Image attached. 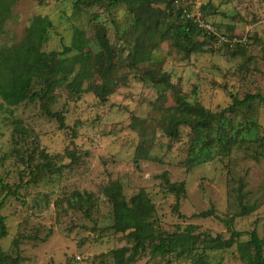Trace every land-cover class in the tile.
<instances>
[{"label": "rangeland", "instance_id": "1", "mask_svg": "<svg viewBox=\"0 0 264 264\" xmlns=\"http://www.w3.org/2000/svg\"><path fill=\"white\" fill-rule=\"evenodd\" d=\"M164 1H173L175 12L168 10L173 15L150 32L136 26L125 6L17 0L0 49L20 44L36 16L54 24L46 53L70 46L75 27L93 43L85 52L83 93L63 85L49 103L65 117L64 129L40 102L7 108L0 98V178L21 185L19 198L0 194L8 231L0 264H115L114 251L134 242L113 229L104 189L114 184L127 202L148 193L156 243L175 233L187 240L183 254L165 257L153 256L148 240L137 264H194L202 253L211 263L248 264L238 244L254 230L264 241V103L227 111L248 95L264 97V0H179L178 7ZM179 7H189L188 17L198 15L216 39L199 35L192 53L179 51L172 38L184 23ZM97 25L105 27L114 55L102 71L107 79L95 63ZM177 94L221 120L206 129L182 127L172 139L167 129L178 115ZM164 174L172 184L185 183V193L169 192ZM243 206L255 211L241 216ZM211 210L214 216H200ZM233 230L242 236L232 249L206 248L207 240H228Z\"/></svg>", "mask_w": 264, "mask_h": 264}, {"label": "trees", "instance_id": "2", "mask_svg": "<svg viewBox=\"0 0 264 264\" xmlns=\"http://www.w3.org/2000/svg\"><path fill=\"white\" fill-rule=\"evenodd\" d=\"M55 2H63L65 0H53ZM166 3V10H156V5ZM104 5L108 9H114L125 6L130 14L135 17V24L138 28H143L153 32L158 25L161 26V20L164 15L171 10L173 1L165 2L164 0H78L77 4ZM17 4V0H0V34L5 32L6 25L13 17V10ZM175 6H180V1H175ZM173 13H169L170 16ZM189 7H179L176 11L178 20L183 16L184 23L175 27L174 40L175 47L179 51L190 54L194 50V40L199 35L216 39L214 34H209L205 30L199 28L193 21V17L189 18ZM54 29L52 20L47 16H36L32 19L31 25L26 30L23 41L15 46L3 47L0 49V98L2 106L7 108H16L22 104H33L40 102L43 111L49 117H55L60 128L65 127V117L60 113H53L50 110L49 103L53 93L60 86L66 85L73 94L83 93V84L89 79L88 65L85 54L93 43L87 36V33L79 27L74 28L73 40L70 46H66L62 52L46 53L43 51L45 44L49 42L51 31ZM94 42L100 47L101 52L96 55L95 63L100 67V75L103 79H107L108 75L102 71L105 70V61H112L114 55L110 47L107 32L104 26L97 25L94 36ZM138 51V49L136 50ZM75 53L74 56H69ZM105 87H97L96 92L103 93ZM264 103V97L260 95H248L242 101H236L235 104L227 109L234 111L236 108L246 107L254 102ZM177 117L171 120L167 129V134L176 140L180 137L182 127H192L195 129H206L214 122L219 121L216 115L209 113L206 109L199 105H192L184 96L177 94ZM224 114V113H223ZM264 141V139H263ZM48 158V156H46ZM73 158H75L73 156ZM51 162H47L50 164ZM45 169H40L44 172ZM40 174V173H39ZM35 175V179L39 176ZM165 185L169 192L181 196L185 193V183L172 184L167 174H164ZM20 186L13 188L11 185L4 183L0 178V194L6 193V197L19 198ZM122 186L114 184L104 189L105 195L113 205L114 225L113 229L127 233L134 242L132 248H122L114 251L113 256L115 264H137V259L142 252L146 250L147 241L153 244V256H162L174 254H183L179 249H184L187 244L186 237L180 234H172L159 236V242L156 243V235L152 224L149 222L151 212L154 209L152 200L148 193L142 191L138 195L132 197L127 202L122 194ZM5 201L0 202V241L6 238L8 231L6 219L1 215V210ZM178 210V209H177ZM255 211L254 206H243L240 212L241 216H247ZM214 210L202 213L200 216L207 218L214 216ZM231 225L232 221H227ZM192 230V229H190ZM242 233L232 231L228 240L217 237L206 241V248L215 250H230L239 242ZM239 251L244 260L248 264H264V241L261 239L256 230L250 234V240L247 243L238 244ZM249 250H253L254 255L249 254ZM194 264H221L211 263L204 253L195 257ZM19 264V260H15ZM167 264H172L168 261Z\"/></svg>", "mask_w": 264, "mask_h": 264}, {"label": "built area", "instance_id": "3", "mask_svg": "<svg viewBox=\"0 0 264 264\" xmlns=\"http://www.w3.org/2000/svg\"><path fill=\"white\" fill-rule=\"evenodd\" d=\"M193 21L199 28L208 31L209 34H215L214 30L211 29L212 30L211 31L210 28L207 27V24L204 21H202L201 18L198 15L193 16Z\"/></svg>", "mask_w": 264, "mask_h": 264}]
</instances>
